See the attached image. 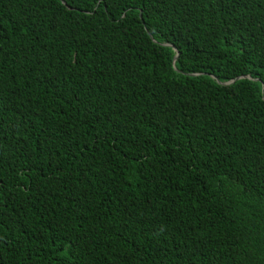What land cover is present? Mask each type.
Wrapping results in <instances>:
<instances>
[{"label": "trees", "instance_id": "trees-1", "mask_svg": "<svg viewBox=\"0 0 264 264\" xmlns=\"http://www.w3.org/2000/svg\"><path fill=\"white\" fill-rule=\"evenodd\" d=\"M0 264H264V0H0Z\"/></svg>", "mask_w": 264, "mask_h": 264}, {"label": "water", "instance_id": "water-1", "mask_svg": "<svg viewBox=\"0 0 264 264\" xmlns=\"http://www.w3.org/2000/svg\"><path fill=\"white\" fill-rule=\"evenodd\" d=\"M141 15V14H140ZM177 56V55H176ZM176 56H175V58H176Z\"/></svg>", "mask_w": 264, "mask_h": 264}]
</instances>
